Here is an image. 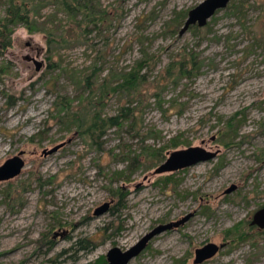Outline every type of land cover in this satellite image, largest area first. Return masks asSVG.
<instances>
[{
	"label": "rangeland",
	"instance_id": "374dc122",
	"mask_svg": "<svg viewBox=\"0 0 264 264\" xmlns=\"http://www.w3.org/2000/svg\"><path fill=\"white\" fill-rule=\"evenodd\" d=\"M201 1L88 0L94 24L63 0H0V18L25 5L31 23L13 26L0 54V165L19 151L25 163L0 181V264H99L109 248L186 214L128 264H193L208 242L223 247L201 264H264V226L250 225L264 207V0H233L179 34ZM239 4L241 17L229 8ZM143 60L146 81L113 90L108 75ZM96 112L126 117L92 131ZM229 124L236 135L225 144ZM190 146L215 156L156 173ZM239 223L257 248L228 250Z\"/></svg>",
	"mask_w": 264,
	"mask_h": 264
},
{
	"label": "water",
	"instance_id": "95a60500",
	"mask_svg": "<svg viewBox=\"0 0 264 264\" xmlns=\"http://www.w3.org/2000/svg\"><path fill=\"white\" fill-rule=\"evenodd\" d=\"M231 0H202L192 7L185 18L183 25L179 30V34L188 31L192 26L204 27L212 16L219 10L224 9ZM36 69L41 66V62H35ZM62 144H58L50 149H44L43 154H51L58 150ZM23 151H19L16 155L6 159L0 165V181H6L19 175L25 163L22 158ZM215 153L203 149L198 146H190L183 149L171 151L168 157L156 168V173H172L174 171L189 167L199 162L211 160ZM236 189V185H230L224 192L231 193ZM110 202H104L94 210V215L98 216L108 210ZM191 217V214H186L178 220L169 221L158 224L149 232L145 233L132 246L126 249H121L118 246L109 248L106 253V264H128L131 259L139 255L148 245L149 241L163 231L176 228L182 225ZM253 223L259 227L264 226V207L257 210L253 217ZM223 247V244L208 242L203 246L196 248L194 251L193 264H201L204 261L212 258Z\"/></svg>",
	"mask_w": 264,
	"mask_h": 264
},
{
	"label": "trees",
	"instance_id": "16d2710c",
	"mask_svg": "<svg viewBox=\"0 0 264 264\" xmlns=\"http://www.w3.org/2000/svg\"><path fill=\"white\" fill-rule=\"evenodd\" d=\"M233 0H231L229 3H231ZM63 5L65 7V9L69 12H74L76 10L78 11H83L84 13H88V15H90L88 18V22H94V24L96 23L97 20L101 19V16L96 17L95 15H93V13L91 12V7L89 6V2L88 0H63ZM27 6L25 5H19V6H14L13 4H11L10 6L7 7V9L5 10V16L3 18H0V54L7 48L10 46V39H11V34L13 31V26H15L16 24H24V25H28L31 27V23H30V17H29V9L26 8ZM234 7L235 13H238V16H242L243 12H242V4L239 5H232L229 6V8ZM201 27H197V26H192L190 29L193 30H198ZM138 68H134L131 69L130 71L127 72H118L116 74H109L108 77L111 75H115L114 79H113V83L116 84V86L113 87V90L117 91H125L127 93H132L136 90V88L143 82L146 81V74L145 73H141L140 69L144 66H148V61H144L139 63ZM183 67V66H182ZM184 70H182L180 68L178 75H181L182 73L185 74L187 73V70L185 72H183ZM112 84V83H111ZM69 106H66V109H68ZM123 113V112H122ZM126 114H118L116 116H110L106 119H103L99 113H95L94 115L91 116L90 121L91 123L95 126L93 127V130H97L99 129L100 132L104 131V128L106 126H113V125H118L120 118H124ZM74 116V115H72ZM229 130L227 131V133L225 135H223V142L225 144H229L230 143V139L231 137L236 135V129L237 127L233 126V125H228ZM80 128V127H78ZM177 142H173V145H176ZM171 179L173 178L172 176H169ZM250 225H255V223L253 224L252 220L250 221ZM250 228V227H249ZM251 229V228H250ZM249 231H244L241 228L240 223L234 225L233 227L229 228L227 230V235L228 237L227 240L228 241V250L232 249L234 246L238 245L241 242H252L253 247L258 246V242L252 240L254 239L253 236H251L249 233H247ZM99 264H105V258L102 257L98 260Z\"/></svg>",
	"mask_w": 264,
	"mask_h": 264
}]
</instances>
